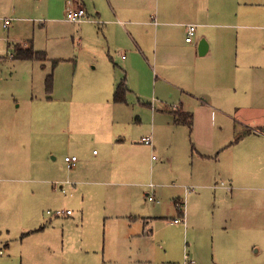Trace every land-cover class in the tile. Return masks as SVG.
Here are the masks:
<instances>
[{
  "label": "crops",
  "instance_id": "obj_1",
  "mask_svg": "<svg viewBox=\"0 0 264 264\" xmlns=\"http://www.w3.org/2000/svg\"><path fill=\"white\" fill-rule=\"evenodd\" d=\"M76 6L86 10L79 22L66 16ZM43 7L50 17L41 27L64 24L96 64L85 71L90 83L69 91L53 78L49 91L45 78L46 95L0 107V264H172L186 253L195 264H264V221L252 212L264 196V0H0V35L21 41L15 50L46 53L17 59L60 68L75 59L43 46L26 17ZM188 24L197 25L192 42ZM123 77L129 91L115 101ZM176 111L193 113L192 128ZM240 125L251 132L231 144ZM68 154L79 157L72 168ZM144 159L150 180L131 179ZM69 194L79 226L89 201L103 203L96 219L115 231L96 258L83 238L80 261L66 247L72 209L64 219L43 209H70ZM168 216L175 224L165 237ZM175 238L185 253L178 244L175 261L160 259Z\"/></svg>",
  "mask_w": 264,
  "mask_h": 264
},
{
  "label": "rangeland",
  "instance_id": "obj_2",
  "mask_svg": "<svg viewBox=\"0 0 264 264\" xmlns=\"http://www.w3.org/2000/svg\"><path fill=\"white\" fill-rule=\"evenodd\" d=\"M25 18V15H22ZM26 17L30 19L31 24L35 23L36 28H31V32L35 33L39 38V41L42 43L43 46H48L51 49V52H55L58 55H61L62 57H72L75 60L73 61V64L67 63V61H62L60 63V68L53 67V61H48L46 63V66L42 67L40 64L34 61H25L21 59H17L14 57H11L10 54L13 53L15 50V45L18 42L14 40L12 36L0 35V55H4V59L0 61V107L8 106L11 103L18 104V102L22 101V105L24 104V100L26 98H30L32 96H35L37 98L42 97L43 95H46L45 90V78L48 77L49 74L53 73V78L55 79V85L58 86L60 89L65 90H71L72 88H77L79 85L87 84L93 81V76L91 74H88V72H85L88 68H92L94 64H96V60H93L92 62L91 55H86L84 51H79L77 49L78 45V39L75 35V45L73 44V36L69 30L68 27H65L64 24H60L59 27H56L53 25L51 28H45L41 27V22H44V20H47V17H50V15L46 12L45 8L43 7L40 10H37L35 12H31L26 15ZM3 25V21H2ZM48 25L51 26V24ZM5 28V27H4ZM8 29V28H6ZM49 29V30H48ZM8 31V30H6ZM35 37L31 36V38ZM18 38V37H17ZM91 46L95 50V55H99V49L96 47V37L93 35L91 41ZM77 62H79V68L78 72L76 71V65ZM59 63V62H58ZM53 71V72H52ZM56 71V72H55ZM48 74V75H47ZM59 92V91H58ZM243 125H240V129H242ZM42 131H45V129H42ZM169 140H167V143ZM162 143L165 144V141L162 140ZM195 141L191 142L189 141V147L191 152L194 151L193 146L195 145ZM96 148L99 149L98 146H93L90 151H88V156H91L92 150ZM157 157H160L161 159H164L162 156V153L159 151L154 152ZM166 155V154H165ZM62 161V160H59ZM165 161V160H163ZM65 162L63 161V165ZM144 165L142 170H140L139 174H135V176H132L131 179L137 180L139 177L138 175H141L143 173V177L146 180H150V161H147L144 159L143 161ZM189 167L192 168V160L189 161ZM211 165V163H209ZM206 166V165H205ZM146 168V171H144ZM146 173V174H145ZM155 181V179H154ZM172 181V180H171ZM67 189V193H70L71 190ZM263 197V198H262ZM260 198H262L261 202L260 200L257 201V203L253 204L252 212L257 215L255 217H258L261 221H264V196L260 195ZM74 198L70 196L67 200V204L70 209H72L75 214L72 215L74 217L73 219H69L65 225V230L68 235L66 238V247L69 249L71 255H74L77 260H79V246H80V239H85L86 242H88V247L91 249L92 255L94 258L97 257L99 254H94V251L101 252L104 250V245L109 244L112 240L113 236L115 235V231L111 230L110 222L106 225V218L104 215H101L100 219L97 220L95 216V212H97L98 208H103V203L96 204L93 207L91 206V203L88 201V210L90 211V215L86 217L84 226H79L78 223L81 224L80 219L76 216V210L78 205L73 203ZM51 206H44L43 209L48 210ZM251 211V210H247ZM65 215V214H64ZM62 215L63 217L60 219H64L66 216ZM56 216V215H54ZM68 216V215H67ZM171 216H168V218L163 219V225H162V235L165 237H168L170 233L174 230V221H171ZM82 225V224H81ZM106 225V226H105ZM64 226L59 224L56 227V230L59 231L60 234H62V231ZM83 227V228H82ZM61 240V238L59 239ZM190 241V240H189ZM178 244L182 245V252L183 250V241L178 242L177 238H175L173 241L171 240L167 244V253L164 251H160L159 258L162 259L163 257H169L170 260L174 259L178 256ZM264 244V243H263ZM90 245V246H89ZM264 246V245H263ZM191 251L190 247L189 250ZM78 252V253H77ZM185 253V252H184ZM82 254V253H80ZM264 256V254H262ZM184 256L180 260L176 261H182ZM168 259V258H166ZM190 259L192 257L190 256ZM166 260H163V264ZM194 261V260H193Z\"/></svg>",
  "mask_w": 264,
  "mask_h": 264
},
{
  "label": "built area",
  "instance_id": "obj_3",
  "mask_svg": "<svg viewBox=\"0 0 264 264\" xmlns=\"http://www.w3.org/2000/svg\"><path fill=\"white\" fill-rule=\"evenodd\" d=\"M67 19L71 20V21H75V22H79L85 19L86 17V10L83 6H76V7H71L67 10ZM3 20V26L5 28H8L10 23H11V18L7 17V18H2ZM197 32V25L196 24H188L187 25V29H186V41L188 42H192L194 40V37L196 35ZM15 51L13 53L10 54L11 57L15 56ZM4 59V55H0V61H2ZM143 142L147 145H152L153 144V138L152 136L148 135L143 137ZM79 160V157L76 154H68L65 155L64 157V161L67 165L68 168H72L74 167L77 162ZM224 183V182H222ZM147 198L150 201H160L159 198H157L156 194L154 192H149L147 195ZM176 207L179 210H184L185 206H184V201H177L176 202ZM72 212L71 209H64V208H57V209H48L47 213L49 215H64V214H70ZM175 221H183V217H177L175 218ZM5 248L1 247L0 248V254L5 253ZM172 264H195V262L193 260L190 259V256L188 253H186L184 255L183 260L177 261V262H173Z\"/></svg>",
  "mask_w": 264,
  "mask_h": 264
},
{
  "label": "trees",
  "instance_id": "obj_4",
  "mask_svg": "<svg viewBox=\"0 0 264 264\" xmlns=\"http://www.w3.org/2000/svg\"><path fill=\"white\" fill-rule=\"evenodd\" d=\"M14 58H22V59H45L46 58V53L43 51H38L34 50L33 48H21L17 47L16 52H15ZM46 85H47V90L50 91L53 85V73L49 74L48 77L46 78ZM129 91V86L127 84L126 77H123L119 84L117 85V88L115 90L114 94V99L115 101H125L126 100V95ZM176 121L179 123H184L188 125L190 128H192L193 124V113L192 112H179L176 111ZM251 132L249 128H244L241 129L240 131H237L235 135V139L231 142V144L239 142L244 135L247 133Z\"/></svg>",
  "mask_w": 264,
  "mask_h": 264
}]
</instances>
